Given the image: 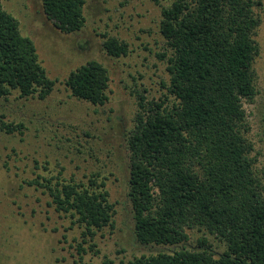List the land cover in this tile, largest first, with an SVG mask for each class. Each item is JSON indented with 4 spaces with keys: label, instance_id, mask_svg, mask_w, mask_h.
<instances>
[{
    "label": "trees",
    "instance_id": "trees-1",
    "mask_svg": "<svg viewBox=\"0 0 264 264\" xmlns=\"http://www.w3.org/2000/svg\"><path fill=\"white\" fill-rule=\"evenodd\" d=\"M46 17L60 31L80 30L85 0H41ZM158 2V0H155ZM261 0H173L161 8L160 33L167 49L169 103L139 95V110L127 139L128 197L134 241L143 245H182L171 252L141 255L125 264H264V170L257 166L244 104L257 95L253 64L261 22ZM106 52L125 55L128 45L113 36ZM50 79L33 40L22 35L18 20L0 0V98L45 99ZM65 85L71 96L103 105L109 74L97 60L70 71ZM165 85V83H163ZM22 127L0 119L11 133ZM26 181L42 187L56 211L69 213L92 237L112 226L114 203L104 180ZM205 229L226 244L215 254L208 239L186 247V229Z\"/></svg>",
    "mask_w": 264,
    "mask_h": 264
},
{
    "label": "rangeland",
    "instance_id": "rangeland-1",
    "mask_svg": "<svg viewBox=\"0 0 264 264\" xmlns=\"http://www.w3.org/2000/svg\"><path fill=\"white\" fill-rule=\"evenodd\" d=\"M173 0H85L83 27L66 33L49 20L41 0H1L2 8L30 37L46 75L56 80L45 99L0 98V119L14 125L0 129V264H125L141 255L171 252L182 245H143L133 238L128 197L127 139L139 110V95L170 104L169 74L159 54L167 46L160 33L161 8ZM256 9L261 22L255 37L259 54L253 67L257 95L245 103L247 138L254 145L256 166L264 170V0ZM113 36L128 45L119 57L103 41ZM101 62L109 74L103 105L71 96L65 85L70 71L87 61ZM165 83V85H163ZM104 180L114 203L112 226L83 234L84 226L69 213L56 211L48 192L26 181L41 177L87 183ZM186 247L208 239L219 255L226 244L205 229H186Z\"/></svg>",
    "mask_w": 264,
    "mask_h": 264
}]
</instances>
